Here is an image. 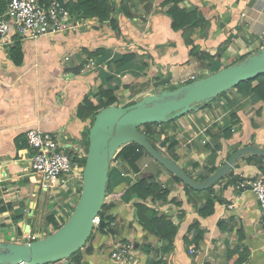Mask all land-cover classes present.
<instances>
[{
  "label": "crops",
  "instance_id": "crops-1",
  "mask_svg": "<svg viewBox=\"0 0 264 264\" xmlns=\"http://www.w3.org/2000/svg\"><path fill=\"white\" fill-rule=\"evenodd\" d=\"M109 2L108 21L70 10L73 31L0 43V168L19 192L0 202V242L23 244L54 234L82 193L80 171L52 191L27 176L29 130L56 134L67 154L76 146L84 151L94 117L82 120L78 110L100 88L114 90L116 106L126 107L178 90L192 77L205 78L211 69L239 64L264 48V0H185L179 8L195 11L201 20L186 31L173 27L170 0ZM91 63L95 66L88 68ZM204 105L167 123L158 143L160 152L194 181L212 176V166L219 170L245 147L264 150L263 101L230 91ZM233 115L239 124L225 135ZM146 131L154 137L156 128ZM150 159L138 162L139 173L121 160L111 163L107 210L116 226L111 234L96 235L82 252V264H120L111 254L127 241L140 264H264L259 202L232 181L264 177V157L244 155L231 175L206 191L192 190ZM152 176L167 196L155 202L127 197L130 188ZM139 203L150 212L141 211ZM163 222L167 225L159 227Z\"/></svg>",
  "mask_w": 264,
  "mask_h": 264
},
{
  "label": "water",
  "instance_id": "water-1",
  "mask_svg": "<svg viewBox=\"0 0 264 264\" xmlns=\"http://www.w3.org/2000/svg\"><path fill=\"white\" fill-rule=\"evenodd\" d=\"M264 75V48L247 60L184 85L175 91L148 96L130 107L102 110L89 130V147L82 173L80 199L68 221L54 234L23 244L0 242V264H58L84 248L107 198L110 166L126 145L138 144L154 161L195 191H206L231 172L246 154L264 157V150L245 147L237 151L204 182L191 179L176 163L157 151L140 131L146 125L177 120L208 104L241 83ZM27 227V232H29Z\"/></svg>",
  "mask_w": 264,
  "mask_h": 264
},
{
  "label": "built area",
  "instance_id": "built-area-1",
  "mask_svg": "<svg viewBox=\"0 0 264 264\" xmlns=\"http://www.w3.org/2000/svg\"><path fill=\"white\" fill-rule=\"evenodd\" d=\"M75 29L71 12L60 0H9L5 12L0 15L1 44L9 43L13 37L22 40H39ZM94 66L95 64L91 63L88 68ZM195 81L197 79L192 77L182 81L181 85ZM27 147L30 156L24 172L29 177L39 178L41 188L45 191L57 189L61 181L79 171L81 175L83 173L76 159L86 160V151L76 146L72 155L65 153L56 134L45 133L36 128L31 129L27 132ZM233 178L238 191L251 190L255 194L261 208L264 230V177L254 180L237 176ZM12 193L19 192L8 185V180L3 176L0 168V202L11 198ZM111 195L112 193L107 196L106 202ZM99 224L98 217L95 226ZM115 226L116 223H113L112 227ZM111 257L120 264H140L134 258V244L129 241L117 245Z\"/></svg>",
  "mask_w": 264,
  "mask_h": 264
},
{
  "label": "trees",
  "instance_id": "trees-1",
  "mask_svg": "<svg viewBox=\"0 0 264 264\" xmlns=\"http://www.w3.org/2000/svg\"><path fill=\"white\" fill-rule=\"evenodd\" d=\"M60 1L64 3V0H60ZM184 1L185 0H170L173 6L170 9L169 14L173 17V21H174L173 27L175 29H183L186 31L189 28H193L194 25L201 22V20H199V16L195 11L187 12L186 10H181L179 8V5L182 4ZM8 2L9 0H0V15L5 12ZM64 4H65V7L69 11L73 10L74 13H77L78 15L82 14L84 17H87V18L98 17L99 20L102 22L108 21L112 13V7L110 5L109 0H77L76 4H71V5L66 4V3ZM193 20H196V21L193 22ZM14 52L20 53V50L16 48ZM127 58H131V57H127ZM220 70H221L220 67L211 69L208 76L214 75L218 73ZM231 91H236L238 93H241L247 96L251 95V96H254L257 101L264 102V75H260L259 77L252 79L250 81L243 82ZM227 93H224L221 96H225ZM117 103H118V98L115 96L114 90L100 88L99 92L95 96L87 97L85 99L83 105L79 107L78 116L82 120L94 117L92 124H91L92 126L95 117L102 110L109 108L111 106H114ZM135 104L137 103L129 104L126 107H130ZM203 106L205 105L203 104ZM166 124L167 123L159 124V125H146L140 129V131L147 136L148 140L151 142L153 147L159 152H160L159 150L160 146H158V143L160 142V139L162 136H166L165 131L163 130V127ZM238 124H239V121L235 116L234 118H232L231 122L227 125L225 129V135L231 134L232 129ZM153 127L156 128L155 136L150 137L146 130H149ZM164 143L165 142H163V146H166V144ZM88 147H89V142L86 145V149H85L86 154L88 152ZM144 156H148L149 158H151L138 144L131 143V144L124 146L117 153L113 161L121 160L122 163H127L129 167L135 168L136 172L139 173L141 171V168L138 162H140ZM76 160L80 163L81 170L83 171L86 160H78V159ZM216 171H217V167L212 166L210 174L212 175ZM231 173L232 172H230L228 175H231ZM209 177L210 176L208 175H202L199 179L196 180V182L197 181L204 182ZM174 178L178 182H181L177 177H174ZM232 181L235 182L234 178H232ZM218 183L219 182L215 183L209 190L214 188L215 185ZM111 191H112V188L110 187L108 183L107 196L111 193ZM167 194H163L162 186L157 182L156 177L152 176L151 178H145L144 180L140 181L136 186H133L132 188H130L128 190L127 197L130 199L131 196L132 197L137 196V198H139L143 202H145L148 198H151L153 202H155L157 200L163 199L165 197L164 195L167 196ZM107 206L108 204L107 202H105L103 209L99 215L100 224L97 227L95 226L92 236L90 237V239L88 240L84 248L80 250L78 253H76L75 255H73L69 260H67L68 263L82 264V252L84 250L90 249L89 246L93 242V240L96 238V235L113 233L114 227H112V224L115 223V217L108 212ZM137 206H139V209L143 212L144 211L150 212L149 208L144 203H139ZM207 206H209V203H207ZM159 224H161L159 225V227L161 228H164V226L167 225L164 222L159 223ZM63 225L58 226L56 228V231L61 229ZM33 241H36V240H32L31 242ZM155 264H159V263L157 262Z\"/></svg>",
  "mask_w": 264,
  "mask_h": 264
},
{
  "label": "rangeland",
  "instance_id": "rangeland-1",
  "mask_svg": "<svg viewBox=\"0 0 264 264\" xmlns=\"http://www.w3.org/2000/svg\"><path fill=\"white\" fill-rule=\"evenodd\" d=\"M183 117H184V116H183ZM179 119H180V118H179ZM150 160H151L152 162H155L154 159H152V158H151ZM34 178H37V177L34 176ZM37 182H38L39 184H41V181L38 180ZM63 262H67V261H63Z\"/></svg>",
  "mask_w": 264,
  "mask_h": 264
}]
</instances>
